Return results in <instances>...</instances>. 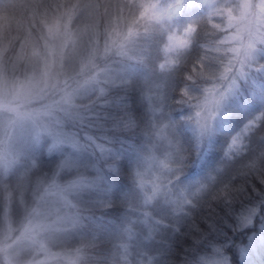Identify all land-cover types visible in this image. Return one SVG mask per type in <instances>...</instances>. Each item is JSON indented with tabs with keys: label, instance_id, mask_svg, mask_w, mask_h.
I'll return each instance as SVG.
<instances>
[{
	"label": "trees",
	"instance_id": "16d2710c",
	"mask_svg": "<svg viewBox=\"0 0 264 264\" xmlns=\"http://www.w3.org/2000/svg\"><path fill=\"white\" fill-rule=\"evenodd\" d=\"M149 2L175 12L168 26L193 27L189 45L176 54L170 67L162 65L167 59L163 48L168 27L143 16ZM65 11L70 12V23L79 34L80 59L100 55L105 46L114 47L109 46L110 40L130 30L135 35L134 49L130 50L135 60L130 61L129 79L109 86L102 103L69 109L64 120L69 130L82 138L89 135L112 151L108 164L100 161L109 179L100 187L106 192L104 200L85 209L91 223L80 228L78 243L85 256L81 264H122L124 229L134 220L131 215L140 200L135 194L136 170L155 145L157 119L149 102L153 80L159 82L158 92H162L165 104L161 114L177 144L174 177L204 181L170 237L160 248L161 231L151 240L153 246L148 249L155 256L153 264H198L214 246L223 250L231 264H264V242L252 260L241 252L263 220L238 229V215L245 208L259 203L264 213V52L240 81L241 89L227 107L229 121L201 162L187 141L185 128L194 109L190 104L220 79L231 56L229 44L223 41L228 30L221 10L202 3L193 6L185 0L181 4L175 0H0V34L4 37V42L0 37V51L5 75L17 79L38 70L46 22ZM108 55L113 56L110 51ZM248 130L241 147L231 151L238 136ZM162 219L167 223L165 228L170 227L171 221L165 216ZM67 244L70 247L76 241ZM3 259L2 253L0 261Z\"/></svg>",
	"mask_w": 264,
	"mask_h": 264
},
{
	"label": "rangeland",
	"instance_id": "374dc122",
	"mask_svg": "<svg viewBox=\"0 0 264 264\" xmlns=\"http://www.w3.org/2000/svg\"><path fill=\"white\" fill-rule=\"evenodd\" d=\"M175 1L181 4L184 0ZM185 1L221 10L228 30L223 41L231 52L220 79L190 104L194 109L185 128L187 141L202 162L229 121L227 107L237 97L240 81L264 52V0ZM174 13L155 2H149L143 13L150 21L168 27L163 48L167 59L162 63L166 67L189 45L193 30L191 25L168 26ZM71 19L65 11L46 22L41 66L25 77L5 75L0 51V254L4 258L0 264H81L85 256L78 243L80 228L90 222L85 209L102 202L106 194L100 187L109 179L100 161L108 164L112 151L89 135L82 138L69 130L64 120L69 109L102 103L109 86L129 79L135 35L130 30L110 40L109 46L114 47L105 46L100 55L80 59L79 34ZM109 51L113 56L109 57ZM78 60L81 62L74 69ZM150 87L149 102L157 119L155 145L136 170L135 194L140 200L131 215L134 220L124 229L122 264H153L155 256L148 249L153 246L151 240L161 231V247L204 186V181L174 177L177 144L161 114L165 104L158 92L159 82L153 80ZM248 132L238 136L231 151L241 147ZM110 166L116 168V164ZM162 216L171 221L170 227L165 228ZM256 221L262 222L258 232L241 248L242 255L251 260L264 242V213L256 203L238 215V229L253 227ZM67 241L76 244L68 247ZM198 264L231 263L223 250L214 246Z\"/></svg>",
	"mask_w": 264,
	"mask_h": 264
}]
</instances>
